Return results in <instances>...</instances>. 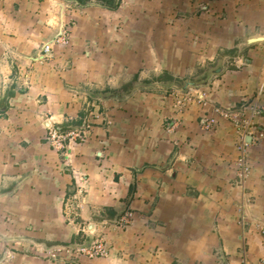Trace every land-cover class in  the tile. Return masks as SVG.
<instances>
[{
  "label": "crops",
  "instance_id": "1",
  "mask_svg": "<svg viewBox=\"0 0 264 264\" xmlns=\"http://www.w3.org/2000/svg\"><path fill=\"white\" fill-rule=\"evenodd\" d=\"M98 2L0 0V264H64L28 247L92 231L109 255L88 264H264V137L242 175L217 111L257 107L264 131V0ZM49 121L85 137L56 149Z\"/></svg>",
  "mask_w": 264,
  "mask_h": 264
},
{
  "label": "built area",
  "instance_id": "2",
  "mask_svg": "<svg viewBox=\"0 0 264 264\" xmlns=\"http://www.w3.org/2000/svg\"><path fill=\"white\" fill-rule=\"evenodd\" d=\"M54 42H60V37L55 39L53 42L45 45L44 47V57H49L52 51V45ZM186 98V97H184ZM178 105H184L183 100L179 101ZM248 108V107H247ZM249 110H225L220 111V109H217L218 112L221 113L222 117H224L227 120H230L233 122L239 131V146L238 149L241 153L239 157V167L242 170V175L246 173V148L248 146L247 142V136L258 137L262 138L264 137V131L257 129L255 123H254V117L260 116L262 110H260L257 107H250ZM209 122L212 123V125L215 124V121L211 119ZM48 129L46 134V140L47 142L52 145L56 149H62L65 146L66 141L68 140H74V139H81L85 137V131L84 130H71L69 132L62 131L60 128H58L54 123L49 121L48 123ZM209 124V123H208ZM133 220L132 214H125L124 216L117 219L115 222V226H118L119 228H127ZM88 231V230H87ZM90 232V231H89ZM94 231L90 232V240L81 243V244H74L69 243L66 245H57L53 247H46L43 244L35 245L38 250H40L42 253L46 252L48 254H51V259L60 258L61 256H55L53 255L55 252H62L64 255L66 253L69 257H75V260H80L82 257L89 258V259H98V258H104L109 255V248L106 244V241L104 240L103 235H99L97 233H93Z\"/></svg>",
  "mask_w": 264,
  "mask_h": 264
},
{
  "label": "rangeland",
  "instance_id": "3",
  "mask_svg": "<svg viewBox=\"0 0 264 264\" xmlns=\"http://www.w3.org/2000/svg\"><path fill=\"white\" fill-rule=\"evenodd\" d=\"M210 71H211L210 68L209 69L206 68L204 71H202L203 73L202 72L200 73V77H195L193 79L195 81H201V80H203L205 78L203 76H206ZM178 84L179 85H183L184 84L183 80L178 78ZM173 90H176L177 93H180V89L179 88H175ZM181 100H183L184 105H180V107L181 108H185L188 103H190L191 101L194 100V96H191L189 94V95L186 96V98H182L179 101H181ZM179 101L177 103H179ZM211 126L213 127V125H211ZM36 245H39V244H36ZM28 248L30 249V252L33 255H35L34 257H38L41 260H44L45 263L48 262L51 259V257H52L51 254H48L46 252L42 253L40 250H38V248L35 247V245L31 246V248L30 247H28ZM53 255L61 256L60 258H56V259L52 258L51 259V260L59 261L60 263H64L65 264V263H69V262H71V263L72 262H77V260H75V257H69V256L66 255V253L64 255L62 252H60V253L59 252H55ZM79 261H82L83 263L82 262L80 263ZM79 261H78V264H88V258L82 257ZM51 262L52 261H49L48 263L52 264L53 262L52 263ZM6 264H36V263H32V262H28V261H22L20 259H15L14 257H9L8 262Z\"/></svg>",
  "mask_w": 264,
  "mask_h": 264
},
{
  "label": "water",
  "instance_id": "4",
  "mask_svg": "<svg viewBox=\"0 0 264 264\" xmlns=\"http://www.w3.org/2000/svg\"><path fill=\"white\" fill-rule=\"evenodd\" d=\"M257 42H264V37L252 38L248 41V44H253ZM224 69H225L224 65L222 64L218 68L211 70V72H209L207 76L201 81H192V80L185 81L180 89L183 92H187L190 88L198 89L202 87H207L209 83L212 81L213 77L222 74ZM251 141H252V137L248 136L247 142L250 143Z\"/></svg>",
  "mask_w": 264,
  "mask_h": 264
},
{
  "label": "trees",
  "instance_id": "5",
  "mask_svg": "<svg viewBox=\"0 0 264 264\" xmlns=\"http://www.w3.org/2000/svg\"><path fill=\"white\" fill-rule=\"evenodd\" d=\"M77 1L80 3V5L85 4V0H77ZM89 1H91V0H88V3H89ZM98 4H100L106 8H109V9L116 8V5H114V0H100V2H98ZM131 89H133V88L125 87L124 90L121 91L123 93L122 95L128 94L127 92H129V90H131ZM112 222H114V221H112ZM63 245H66V244H63Z\"/></svg>",
  "mask_w": 264,
  "mask_h": 264
}]
</instances>
